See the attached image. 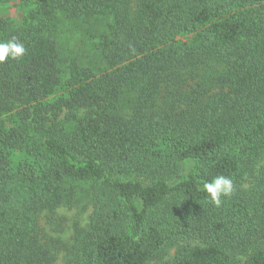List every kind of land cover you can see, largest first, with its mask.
<instances>
[{"label":"trees","instance_id":"obj_1","mask_svg":"<svg viewBox=\"0 0 264 264\" xmlns=\"http://www.w3.org/2000/svg\"><path fill=\"white\" fill-rule=\"evenodd\" d=\"M0 9L26 48L0 62V264H55L41 217L84 201L65 264H264V0Z\"/></svg>","mask_w":264,"mask_h":264},{"label":"rangeland","instance_id":"obj_2","mask_svg":"<svg viewBox=\"0 0 264 264\" xmlns=\"http://www.w3.org/2000/svg\"><path fill=\"white\" fill-rule=\"evenodd\" d=\"M6 13L0 9V14ZM9 13L12 16L17 14L15 9H10ZM193 167L192 162H185L183 165V173L186 174ZM91 203L81 202L72 205H62L58 207L52 214L45 212L41 217V226L44 234L57 243L60 242L61 250L58 252V258L55 264H65L66 256L69 248L72 247L74 241L75 230L77 226L86 227L90 221L92 212ZM53 219V223L51 220ZM176 248L168 249L165 254L156 260H152L149 264H162L175 255Z\"/></svg>","mask_w":264,"mask_h":264},{"label":"clouds","instance_id":"obj_3","mask_svg":"<svg viewBox=\"0 0 264 264\" xmlns=\"http://www.w3.org/2000/svg\"><path fill=\"white\" fill-rule=\"evenodd\" d=\"M26 48L24 44L16 38L10 40H0V62L6 59H17L25 55ZM202 190L207 193L210 202L216 207L222 203L223 197H229L233 194L235 188L233 180L226 176H217L211 181L203 184Z\"/></svg>","mask_w":264,"mask_h":264}]
</instances>
